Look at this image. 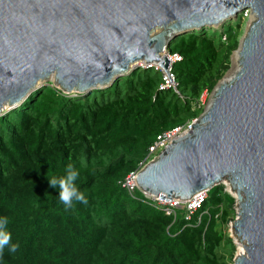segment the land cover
Wrapping results in <instances>:
<instances>
[{"label":"trees","instance_id":"obj_1","mask_svg":"<svg viewBox=\"0 0 264 264\" xmlns=\"http://www.w3.org/2000/svg\"><path fill=\"white\" fill-rule=\"evenodd\" d=\"M241 33L239 18L176 37L167 54L181 57L178 92L161 90L160 69L139 67L86 95L50 83L0 115V218L19 246H6L0 264H234L236 199L223 184L187 222L183 209L175 219L122 183L160 135L203 114L201 98L231 69ZM68 165L88 203L65 211L48 179Z\"/></svg>","mask_w":264,"mask_h":264},{"label":"water","instance_id":"obj_2","mask_svg":"<svg viewBox=\"0 0 264 264\" xmlns=\"http://www.w3.org/2000/svg\"><path fill=\"white\" fill-rule=\"evenodd\" d=\"M248 9L255 21L235 78L220 81L191 131L145 165L137 183L147 195L187 201L230 181L240 201L234 231L246 250L234 264H264V0H0V115L52 75L66 94L86 95L139 67L168 73L176 37Z\"/></svg>","mask_w":264,"mask_h":264},{"label":"built area","instance_id":"obj_3","mask_svg":"<svg viewBox=\"0 0 264 264\" xmlns=\"http://www.w3.org/2000/svg\"><path fill=\"white\" fill-rule=\"evenodd\" d=\"M246 13L247 12H245V14ZM171 60L173 65V63L180 61L181 57L175 55L174 57H171ZM172 65L170 66L168 73L163 72L164 83L161 86V90L173 89L178 92V85L172 72ZM191 124L186 127H178L174 130L165 132L157 138L156 142L150 147L147 158L140 165V169L130 173L122 183V186L128 191L130 195H135L136 191L139 190V186L137 183V176L139 171L143 167H145V165H147L149 162L163 153L173 143V141L187 135L191 131ZM208 193L209 191L207 190L199 192L187 201H182L179 198H173L172 200L168 201L166 199L162 200L160 197H153L144 194V201L153 204L157 209L165 212L167 215L174 216L175 219L177 217V210L183 209L185 211V220L187 222H190L192 221L194 215L202 208L203 204L207 200Z\"/></svg>","mask_w":264,"mask_h":264},{"label":"clouds","instance_id":"obj_4","mask_svg":"<svg viewBox=\"0 0 264 264\" xmlns=\"http://www.w3.org/2000/svg\"><path fill=\"white\" fill-rule=\"evenodd\" d=\"M71 95H75V93ZM65 172L66 175L63 178L53 177L48 179L50 187L59 188V200L65 206V211L73 208L74 201L87 205L88 200L86 199L84 193L79 191L75 185V181L79 176V171L76 170L73 165H68ZM8 223L9 221L7 217L0 218V253L3 252V249L6 246H10V253H15L19 247L17 244L10 243L11 233L6 230Z\"/></svg>","mask_w":264,"mask_h":264},{"label":"rangeland","instance_id":"obj_5","mask_svg":"<svg viewBox=\"0 0 264 264\" xmlns=\"http://www.w3.org/2000/svg\"><path fill=\"white\" fill-rule=\"evenodd\" d=\"M245 12H247L246 14H245ZM243 14H241V15H239V17L237 18V19H241V36H240V43L244 40V38H245V36H246V34H247V32H248V30H249V26L255 21V18H253L252 19V16H251V10L250 9H248V10H246ZM240 16H242V18L240 17ZM237 19H233V20H231V21H236ZM222 26H218L216 29H219V28H221ZM238 50H239V48H238ZM238 50H236L235 52H234V54H233V56H232V64H231V69L229 70V72L225 75V77L226 76H228L229 74H234V73H236V71H237V69L240 67V62H238L237 60L238 59H236L235 60V54L237 53V51ZM167 53V52H166ZM236 61V62H235ZM239 66V67H238ZM233 76V75H232ZM225 77H224V79H225ZM223 79V80H224ZM222 80V81H223ZM45 83H51V82H53V79H49L48 81H44ZM212 100H213V93L212 94H207V93H205L203 96H202V98H201V105L204 107V111L205 110H207L208 108H209V106H210V104L212 103ZM221 184H223L224 186H225V188H226V190H227V192H229L235 199H236V213H237V215H238V212H239V204H240V201H239V198H238V194H237V191L236 190H233V188H232V185H231V183H230V181H228V180H226V179H224L222 182H221ZM237 215H236V218H235V220L232 222V223H230V225H229V228H228V233H229V235H230V237L233 239V241H234V243H235V245H236V247H237V252H236V256H235V258H234V260H233V262L235 261V259H236V257L238 256V254H239V250H238V245H237V242L236 241H239V239H238V237L235 235V232H234V222L236 221V219H237ZM242 245H244V244H242ZM235 263V262H234Z\"/></svg>","mask_w":264,"mask_h":264},{"label":"bare ground","instance_id":"obj_6","mask_svg":"<svg viewBox=\"0 0 264 264\" xmlns=\"http://www.w3.org/2000/svg\"><path fill=\"white\" fill-rule=\"evenodd\" d=\"M253 18H255V15L253 14L252 15V19ZM172 25V24H171ZM160 32V30H157L156 32H155V34H157V33H159ZM241 55V50H239V51H237V53L235 54V60L236 59H238L237 61L238 62H240V56ZM161 57H163L162 56V54L160 55ZM236 62V61H235ZM146 62H145V60L143 59H140V60H138L137 61V63L136 64H138V65H141V64H145ZM153 63H155V62H153ZM239 67V66H238ZM240 68V67H239ZM239 68L237 69V71H236V73H234V74H229L228 76H226L225 77V79L221 82V84L220 85H227L228 83H230L234 78H235V76H236V74H237V72H238V70H239ZM233 75V76H232ZM49 79H55V75H52ZM44 81H46V80H42V81H40V83L39 84H42ZM235 232V231H234ZM237 242V245H238V252H239V255H245L246 254V250L244 249V245H242L243 243L239 240V241H236Z\"/></svg>","mask_w":264,"mask_h":264}]
</instances>
